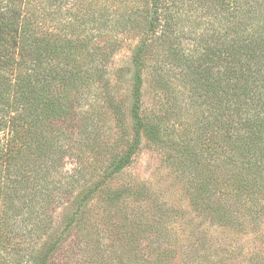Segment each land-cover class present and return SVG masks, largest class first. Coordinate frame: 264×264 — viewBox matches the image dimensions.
Returning a JSON list of instances; mask_svg holds the SVG:
<instances>
[{
  "label": "trees",
  "instance_id": "obj_1",
  "mask_svg": "<svg viewBox=\"0 0 264 264\" xmlns=\"http://www.w3.org/2000/svg\"><path fill=\"white\" fill-rule=\"evenodd\" d=\"M145 141L193 215L118 181ZM206 219L264 233V0H0V264H236Z\"/></svg>",
  "mask_w": 264,
  "mask_h": 264
},
{
  "label": "rangeland",
  "instance_id": "obj_2",
  "mask_svg": "<svg viewBox=\"0 0 264 264\" xmlns=\"http://www.w3.org/2000/svg\"><path fill=\"white\" fill-rule=\"evenodd\" d=\"M102 31H104L103 35H106L107 39H109V43L118 44L119 39L122 41V46H118L117 54L110 59V63H114L115 66L126 65L129 62L133 48L138 41L127 37V33L121 30L114 33L107 28ZM94 35L101 38L99 31H95ZM114 38H117L118 41ZM148 93L149 94L144 98L145 106L155 109L158 105H155L151 98L153 93L151 91H148ZM107 118V124H113L111 117L108 116ZM112 130L115 131V129ZM112 130H108L107 134L110 133L111 135ZM124 148L125 144H119V151ZM163 159V155L145 141L140 151L136 154L131 166L127 168V171L118 176V181L132 180L136 185L145 183L154 194L159 197L161 204L172 205L174 208L177 207L181 209V211H184L187 215H193L194 213L191 208V203L182 181L176 177L175 172L171 170L170 167L166 166ZM88 205H91V210L95 211L100 205H105V201L101 198H97L90 201ZM60 216L61 215L57 216V220L60 219ZM231 229H225L220 225L211 224L210 220L206 219L200 224L199 231L207 233L206 236H209L211 242L214 245H217L218 248H225L228 246V248L234 253L237 254V252H239L237 256H234L233 261L236 264L238 263V256L240 259L244 258L243 262L240 264H248L250 256H254L256 259L264 261V233H262V231L258 233H250V231L239 232V230L237 231L234 228ZM178 233L179 230L177 228V231L174 234L175 237L179 236ZM69 241L70 240H68V242ZM103 241L105 242V239H103ZM91 253L89 247H83L78 250L75 257L71 256V258H74L70 261H66L67 258L63 257L62 254L57 255L56 261L61 262V258V260L63 259L62 264H91L93 259Z\"/></svg>",
  "mask_w": 264,
  "mask_h": 264
}]
</instances>
